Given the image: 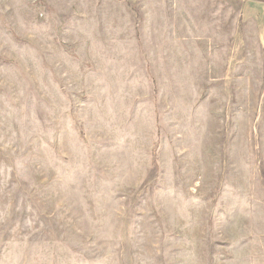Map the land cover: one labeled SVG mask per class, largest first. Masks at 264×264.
Here are the masks:
<instances>
[{
	"label": "rangeland",
	"instance_id": "1",
	"mask_svg": "<svg viewBox=\"0 0 264 264\" xmlns=\"http://www.w3.org/2000/svg\"><path fill=\"white\" fill-rule=\"evenodd\" d=\"M264 0H0V264H264Z\"/></svg>",
	"mask_w": 264,
	"mask_h": 264
},
{
	"label": "crops",
	"instance_id": "2",
	"mask_svg": "<svg viewBox=\"0 0 264 264\" xmlns=\"http://www.w3.org/2000/svg\"><path fill=\"white\" fill-rule=\"evenodd\" d=\"M244 15L247 17H255L260 30L264 32V9L261 12L258 10H254L253 12V8L248 9L245 7Z\"/></svg>",
	"mask_w": 264,
	"mask_h": 264
}]
</instances>
